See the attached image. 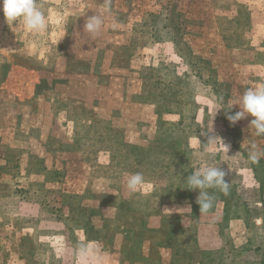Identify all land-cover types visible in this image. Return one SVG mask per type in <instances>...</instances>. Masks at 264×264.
<instances>
[{
    "label": "rangeland",
    "instance_id": "obj_1",
    "mask_svg": "<svg viewBox=\"0 0 264 264\" xmlns=\"http://www.w3.org/2000/svg\"><path fill=\"white\" fill-rule=\"evenodd\" d=\"M38 6L41 33L0 11V264H264V136L227 119L264 86V0ZM197 165L230 183L203 214Z\"/></svg>",
    "mask_w": 264,
    "mask_h": 264
},
{
    "label": "clouds",
    "instance_id": "obj_2",
    "mask_svg": "<svg viewBox=\"0 0 264 264\" xmlns=\"http://www.w3.org/2000/svg\"><path fill=\"white\" fill-rule=\"evenodd\" d=\"M0 11H2L7 22L16 23L18 20H22L25 29L30 32L41 33L47 29V19L44 11L38 6V0H0ZM104 23L102 15H92L87 18L84 31L95 39L102 33ZM112 27L116 28L117 26L113 25ZM233 105H239L240 110L235 114L227 115L229 122L235 124L251 115L254 119L250 121V129L255 130L256 136H264V86L245 88L238 102L231 104L228 109H231ZM219 109L216 110V113ZM210 138L215 139V136ZM225 147L228 150L229 146L225 145ZM256 148L255 144L249 145V155L252 160H257L261 155L256 151ZM226 174L219 166L202 167L197 165L187 176V188L199 190L196 203L199 205L200 214L207 213L213 207L214 197L207 191L208 189L217 188L225 195L229 193L230 183L224 179ZM143 183V174L139 172L130 174L126 178V188L130 193H136ZM257 224L259 226L260 222L257 221ZM88 252L89 249L86 245L80 246L79 254L82 257L87 256Z\"/></svg>",
    "mask_w": 264,
    "mask_h": 264
}]
</instances>
